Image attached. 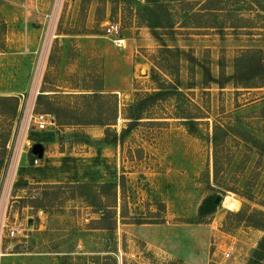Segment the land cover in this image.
<instances>
[{"label": "rangeland", "instance_id": "1", "mask_svg": "<svg viewBox=\"0 0 264 264\" xmlns=\"http://www.w3.org/2000/svg\"><path fill=\"white\" fill-rule=\"evenodd\" d=\"M204 6L0 0V264H264L253 260L264 241V79L251 76L264 62V0L187 12ZM109 23L120 25L122 47L106 36ZM153 70L176 77L183 97L117 144L104 143L106 128L82 125L116 103L110 130L120 134L123 110L155 90ZM104 89L120 92L79 97ZM30 112L57 123L40 132ZM37 144L45 153L34 165Z\"/></svg>", "mask_w": 264, "mask_h": 264}, {"label": "trees", "instance_id": "2", "mask_svg": "<svg viewBox=\"0 0 264 264\" xmlns=\"http://www.w3.org/2000/svg\"><path fill=\"white\" fill-rule=\"evenodd\" d=\"M215 1V0H202V2L205 3V6L203 9H199L198 13L193 12L194 8H189L187 10V12H189V14L192 17L198 16L200 13L201 15H205V14H213L215 12H221L223 9H219V8H211V3ZM151 28L155 29V28H166V29H174V25L173 24H168V25H161V24H157V25H153L151 26ZM194 28H198V27H194ZM165 50H169L166 47H163ZM162 54H166V53H172V52H161ZM243 54L241 55L245 57L247 56L249 53L251 52H242ZM258 53V52H256ZM180 54V53H179ZM179 62V60H178ZM178 62H176L175 64L178 65ZM159 67H165L168 71H169V63L166 64L164 63V65H160ZM176 67V66H175ZM254 69V74L252 73V79H259L262 80L264 79V62L262 57H259L258 60L256 61V63L253 66ZM161 72V69H158ZM160 73L158 71L153 70L152 76H151V81L153 83H155L156 88L153 92L151 93H144V94H137L132 102L131 105L127 106L122 113V118L123 120L127 121L126 122V127L124 129L121 130L120 134H116L115 132L110 130V126H112L114 124V122L117 119L118 116V107L117 104L114 103L113 105H108L107 103H101V107L99 110V114L102 113L103 118L96 123H83L82 125H99L101 127L106 128L105 130V138H104V143L106 144H117L120 140H123L125 138V136L134 128V126H136L137 124L140 123V121L144 120V119H154L153 115H152V109L155 108L156 106H158L161 103L166 102L170 97H183L182 92H179L178 89H181V84L179 82V80L174 77L172 80H165V79H160L159 78ZM208 79H210L209 81L214 82V80H212L210 77H208ZM232 80H235L234 76L232 77ZM245 88V87H244ZM113 96V94H105V93H99V92H95L93 94L90 95H82L79 96L80 98H85V99H97V100H101V101H108L111 97ZM18 109V105H16V109ZM177 114H174V116H176L175 118H182V119H186L187 123H190L189 126L191 127V129H193V121L192 118L186 117L184 116V114H182L180 111L176 112ZM52 114V113H51ZM52 115L55 116V114L53 113ZM162 118V117H161ZM56 119V116H55ZM57 123V120H56ZM80 125V124H79ZM60 126H64V124L60 123ZM212 143L213 146L215 148L214 151V162H213V167H214V175L216 176L219 172V165H218V152L216 150L217 146H220V141L217 140L216 135L214 134V136L212 137ZM264 147V144H261ZM37 157L35 155H31V162L32 159H36ZM264 259V241L261 243V245L259 246V249L254 253L253 255V260L256 261H261Z\"/></svg>", "mask_w": 264, "mask_h": 264}, {"label": "built area", "instance_id": "3", "mask_svg": "<svg viewBox=\"0 0 264 264\" xmlns=\"http://www.w3.org/2000/svg\"><path fill=\"white\" fill-rule=\"evenodd\" d=\"M105 32L107 37L113 38V43L115 45H120L121 42H123V39H120L118 37L121 32V28L118 23H109L106 27ZM29 121L32 122L36 127V129L40 132L47 131L49 127L54 126L56 124V119L54 115L43 112H37V113L30 112ZM42 159H38V158L34 159L33 160L34 165H37L40 161H42ZM19 234L22 235V231L20 229H10L7 231V235L11 238H15ZM232 250L233 247L230 246L227 252L224 253V257L229 258Z\"/></svg>", "mask_w": 264, "mask_h": 264}, {"label": "water", "instance_id": "4", "mask_svg": "<svg viewBox=\"0 0 264 264\" xmlns=\"http://www.w3.org/2000/svg\"><path fill=\"white\" fill-rule=\"evenodd\" d=\"M33 152L38 159H42L44 148L41 145L37 144L33 147Z\"/></svg>", "mask_w": 264, "mask_h": 264}, {"label": "crops", "instance_id": "5", "mask_svg": "<svg viewBox=\"0 0 264 264\" xmlns=\"http://www.w3.org/2000/svg\"><path fill=\"white\" fill-rule=\"evenodd\" d=\"M9 10H12V8H8ZM29 9V8H28ZM11 21H13V20H11ZM9 22L8 24H9V26H12L13 25V23L12 22ZM29 29H27L26 28V33L28 34V31ZM26 41H27V39H26ZM124 42V41H123ZM119 92L120 91H117V90H108V89H104V90H101L99 93H105V94H107V93H111V94H115V93H117V94H119ZM45 153V152H44Z\"/></svg>", "mask_w": 264, "mask_h": 264}, {"label": "bare ground", "instance_id": "6", "mask_svg": "<svg viewBox=\"0 0 264 264\" xmlns=\"http://www.w3.org/2000/svg\"><path fill=\"white\" fill-rule=\"evenodd\" d=\"M123 43H124V42H121L120 45H116V46H117V47H122Z\"/></svg>", "mask_w": 264, "mask_h": 264}]
</instances>
